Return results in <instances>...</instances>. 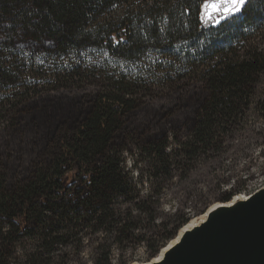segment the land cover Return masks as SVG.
Here are the masks:
<instances>
[{"label": "trees", "instance_id": "trees-1", "mask_svg": "<svg viewBox=\"0 0 264 264\" xmlns=\"http://www.w3.org/2000/svg\"><path fill=\"white\" fill-rule=\"evenodd\" d=\"M201 3L0 0V264L151 258L252 177L218 172L264 117V0L218 25Z\"/></svg>", "mask_w": 264, "mask_h": 264}, {"label": "water", "instance_id": "water-1", "mask_svg": "<svg viewBox=\"0 0 264 264\" xmlns=\"http://www.w3.org/2000/svg\"><path fill=\"white\" fill-rule=\"evenodd\" d=\"M233 198L209 206L205 219L149 264H264V186Z\"/></svg>", "mask_w": 264, "mask_h": 264}, {"label": "rangeland", "instance_id": "rangeland-1", "mask_svg": "<svg viewBox=\"0 0 264 264\" xmlns=\"http://www.w3.org/2000/svg\"><path fill=\"white\" fill-rule=\"evenodd\" d=\"M232 19L233 18H230V21ZM254 42L260 47H264V30L257 31L256 35H254ZM249 115L250 121L245 129L246 131L239 136L238 140H235L234 143L227 146L226 151L221 155L224 166L218 172L220 175L231 173L240 178L247 177L248 172L252 175L250 179L247 178L243 188L238 189V192H236L234 196L239 194L248 196L256 189L264 186V153L260 150V148L263 149L264 147V117H261V114L259 113H250ZM202 188L203 186H199L198 189H168L164 191L162 201L164 211H170L178 201L183 199V195L187 191L192 193L188 205L194 204L198 206V200L205 198L208 194V189ZM143 191H146V189H143ZM199 215L200 214L193 215L191 219ZM168 242L161 246L158 252L151 258H147L146 250L140 245L135 250V253L127 264H143L151 262L153 258L158 256L161 248L165 247ZM87 256L88 255L86 254V257Z\"/></svg>", "mask_w": 264, "mask_h": 264}, {"label": "snow or ice", "instance_id": "snow-or-ice-1", "mask_svg": "<svg viewBox=\"0 0 264 264\" xmlns=\"http://www.w3.org/2000/svg\"><path fill=\"white\" fill-rule=\"evenodd\" d=\"M250 3L251 0H202L199 5L200 20L205 25L209 23L218 25L222 21L228 22L230 18L241 14L242 10L247 11V6ZM10 29L11 24L0 22V42L13 38L12 35H9L8 30ZM117 43H121V41ZM17 47L24 49L27 45L18 43Z\"/></svg>", "mask_w": 264, "mask_h": 264}, {"label": "bare ground", "instance_id": "bare-ground-1", "mask_svg": "<svg viewBox=\"0 0 264 264\" xmlns=\"http://www.w3.org/2000/svg\"><path fill=\"white\" fill-rule=\"evenodd\" d=\"M246 197H247L246 195L239 194V195L234 196L233 201L236 200V199H245ZM214 204H212L211 206L213 207V206L216 205V204L215 205ZM228 204H231V203L229 202ZM205 216H206V214H200L199 216L194 217L193 219H191V221H189L188 223H186L185 225H183L179 229V231L177 232L178 235L175 238H173L172 240H170L165 247H162L160 253L158 254V256H156L155 258H153V260L151 262L158 261L161 258L163 252L166 251L171 245H173L178 240L179 236L185 230L190 229L191 227H193V226L197 225L198 223H200L203 219H205ZM149 263L150 262L143 263V264H149Z\"/></svg>", "mask_w": 264, "mask_h": 264}]
</instances>
